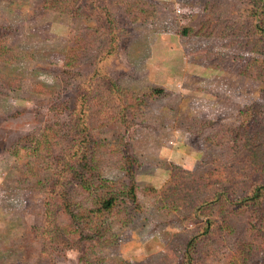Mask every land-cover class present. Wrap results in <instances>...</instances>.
Returning a JSON list of instances; mask_svg holds the SVG:
<instances>
[{
    "label": "rangeland",
    "instance_id": "rangeland-1",
    "mask_svg": "<svg viewBox=\"0 0 264 264\" xmlns=\"http://www.w3.org/2000/svg\"><path fill=\"white\" fill-rule=\"evenodd\" d=\"M55 1L65 8H44L45 2L57 8ZM246 6L243 0H0V33L8 38L0 59V264H183L195 238L196 264H264L253 216L231 215L232 228L222 219L205 236L201 229L219 217L203 203L220 190L218 180L236 176L241 184L248 174L228 154L239 142L241 113L264 111L260 82L241 73L252 57L262 58L250 52ZM97 69L113 80L118 96H108L105 83L93 84L88 125L97 160L87 155L99 166L94 175L101 170L126 186L134 173L138 207L125 197L128 208L108 221L112 236L81 244L74 235L64 244L65 219L38 180L56 178L60 153L77 143L76 99ZM72 184L66 190L73 202L85 201ZM99 224L89 221L84 233Z\"/></svg>",
    "mask_w": 264,
    "mask_h": 264
},
{
    "label": "trees",
    "instance_id": "trees-1",
    "mask_svg": "<svg viewBox=\"0 0 264 264\" xmlns=\"http://www.w3.org/2000/svg\"><path fill=\"white\" fill-rule=\"evenodd\" d=\"M55 2L57 8L54 2H45L44 8L58 11L66 6L65 1ZM243 2L247 4L244 9L245 17L248 19L247 34L250 36V41H254L250 52L261 54L262 58L252 57L241 73L249 78L257 79L264 92V0H243ZM186 33L188 31H185ZM7 47L8 38L0 33L1 61L5 57ZM85 79L91 80L92 84L81 86L76 99L77 107H74L75 117L72 119V131H75L74 138L77 143H74L71 149L63 150L60 153L63 156L58 158L61 168L58 170L56 178L45 177L38 180L39 184L47 190V194L52 195V200L58 206V214L65 219L63 229L59 231L61 237L66 236L64 244H69L68 241L74 235L80 236L81 244L92 241L98 243L108 235L112 236L113 222L109 223L108 221L109 219L115 220L117 216H120L123 207L128 208L125 205V197L134 206L133 210L138 207L136 181L133 179L134 173L131 170L128 172L129 182L126 186L119 180L108 179L101 173V170L99 176L93 174L92 170L99 166L95 162H90L87 155V152L88 154L90 152L92 156L94 155L91 157V161L96 159L97 154L94 150L98 146L95 144L93 136L90 135L91 129L88 125L89 114L93 109L90 99L95 89L98 86H103L104 83L108 85L107 93L110 97L118 96V88L113 80L107 75H103L99 69ZM93 84H97V87L95 88ZM87 85L88 87H86ZM235 136L239 138V142L233 148L234 151L228 154L237 155L244 164L243 171L247 170L248 174L246 173L241 184L235 181L236 176L228 175L226 178L222 177L218 180L221 186L220 190L214 192L213 197L203 203L205 209L210 210L211 216H213L211 212L217 210L219 217L208 218L201 226L202 235L210 234L213 226L221 225L222 219L223 227L229 229L232 226L227 219L231 215L248 214L257 221V224L252 227L255 229L256 239H259V242L264 245V111L247 110V112H242L241 125L237 130L235 129ZM54 145L49 143L48 152L55 151ZM78 155V159H75ZM70 161L74 163L71 164ZM249 181L253 182L250 186L247 185ZM67 183H73L72 185L86 196L85 201L73 202L71 192L66 190ZM90 202L92 207L87 206ZM201 211L203 214L206 213V211ZM93 219L101 220V224L97 225V228L91 229L93 234L84 233L85 224ZM79 229H81L80 233ZM52 238L60 237L52 236ZM197 242L199 240L195 238L187 244L183 264H196L194 254Z\"/></svg>",
    "mask_w": 264,
    "mask_h": 264
}]
</instances>
